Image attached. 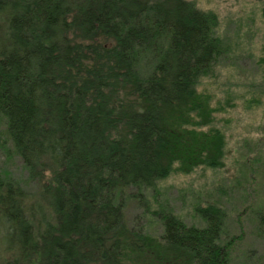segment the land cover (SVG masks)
Instances as JSON below:
<instances>
[{"label":"trees","instance_id":"1","mask_svg":"<svg viewBox=\"0 0 264 264\" xmlns=\"http://www.w3.org/2000/svg\"><path fill=\"white\" fill-rule=\"evenodd\" d=\"M218 26L189 0H0V120L39 185L30 201L0 176V264H126L149 248L150 264H230L222 207H196L199 227L150 203L173 172L223 166L200 89L230 50ZM128 199L161 224L156 242L127 225Z\"/></svg>","mask_w":264,"mask_h":264},{"label":"rangeland","instance_id":"2","mask_svg":"<svg viewBox=\"0 0 264 264\" xmlns=\"http://www.w3.org/2000/svg\"><path fill=\"white\" fill-rule=\"evenodd\" d=\"M189 1L216 14L217 34L230 47L214 74L200 85L217 110L212 125L226 133L228 142L222 167L173 172L158 185L159 204L150 199L151 208L163 212L170 207L187 225L201 227L195 208L219 205L228 216L226 239L234 238L230 264H262L264 236L258 231L256 211L264 209V0ZM6 174L30 201L36 198L39 185L29 180L0 120V176ZM125 220L129 228L145 226L152 242L163 233L157 218L135 200H127ZM151 253V248L145 258L129 253L126 264H150Z\"/></svg>","mask_w":264,"mask_h":264}]
</instances>
